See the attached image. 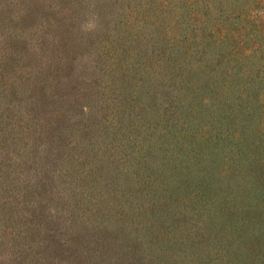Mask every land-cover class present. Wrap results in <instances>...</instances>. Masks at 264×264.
<instances>
[{
    "label": "rangeland",
    "instance_id": "obj_1",
    "mask_svg": "<svg viewBox=\"0 0 264 264\" xmlns=\"http://www.w3.org/2000/svg\"><path fill=\"white\" fill-rule=\"evenodd\" d=\"M154 2L0 0V264L229 258L208 215L190 210L191 195L166 207L152 229L143 220L153 206L136 213L153 203L146 194L162 175L161 155L155 147L140 154L154 118H141L140 95L131 99L125 68L136 58L118 42L131 43V13ZM257 258L246 254L241 263L264 264Z\"/></svg>",
    "mask_w": 264,
    "mask_h": 264
},
{
    "label": "trees",
    "instance_id": "obj_2",
    "mask_svg": "<svg viewBox=\"0 0 264 264\" xmlns=\"http://www.w3.org/2000/svg\"><path fill=\"white\" fill-rule=\"evenodd\" d=\"M152 5L131 13L124 29L131 43L118 42L136 58L125 68L131 99L140 95L141 118H154L140 154L146 159L155 147L161 155L162 175L146 194L153 203L137 216L153 206L139 218L152 229L168 216L166 207L191 195L190 210L207 214L211 232L226 240L224 264H242L254 252L264 261V0ZM120 53L117 47L112 57ZM116 119L121 127L123 118Z\"/></svg>",
    "mask_w": 264,
    "mask_h": 264
}]
</instances>
